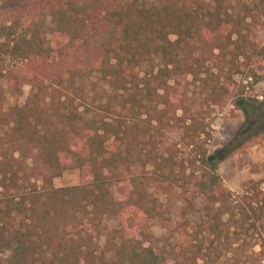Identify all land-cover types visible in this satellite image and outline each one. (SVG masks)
I'll use <instances>...</instances> for the list:
<instances>
[{
	"label": "trees",
	"instance_id": "1",
	"mask_svg": "<svg viewBox=\"0 0 264 264\" xmlns=\"http://www.w3.org/2000/svg\"><path fill=\"white\" fill-rule=\"evenodd\" d=\"M232 1L0 0L11 8L0 23V62L39 65L29 78L13 75L29 92L0 114V264H158L134 232L162 216L154 191L175 188L184 195L181 215L200 214L181 234L175 264H217L231 245L223 216L235 209L264 232V178L234 194L217 174V154L200 147L178 160L155 137L166 120L180 121L176 110L188 111L170 80L188 75L203 91L226 94L236 88L241 105L244 88L263 79L264 48L251 28L264 18V0ZM71 53L82 57L70 67ZM153 59L156 71L140 76ZM55 60L65 70L54 75ZM237 73L251 82H236ZM205 126L200 114L182 120L184 146H198ZM69 169L78 184L54 187ZM123 182L120 200L112 186ZM106 218L120 226L99 247Z\"/></svg>",
	"mask_w": 264,
	"mask_h": 264
},
{
	"label": "rangeland",
	"instance_id": "2",
	"mask_svg": "<svg viewBox=\"0 0 264 264\" xmlns=\"http://www.w3.org/2000/svg\"><path fill=\"white\" fill-rule=\"evenodd\" d=\"M232 4L236 6V0H233ZM10 12L11 8L8 11L0 8V23L9 19ZM50 26L49 18H46L44 30ZM251 34L255 42L264 48V18L251 28ZM81 57L79 54L71 53L65 64L71 67L77 64L76 60H80ZM158 64V60L153 59L140 65L137 71L143 76L145 72H155ZM49 65L48 72L54 75L65 70V66L57 60ZM38 71L37 63L0 62V114L11 106H22L29 92L26 83L18 82L14 85L13 75L29 78ZM4 72H7V77H3ZM233 79L242 84L251 82L244 79L241 73L234 74ZM211 82L215 84L214 79ZM169 83L176 90L175 98L177 97L188 111L178 109L175 111V117L180 118V121L170 119L160 124V132L155 135L159 151L175 152L178 160L183 161L190 159L200 147L205 149L207 154H217V174L221 183L234 194L241 193L250 183L264 178V77L259 82L244 88V102L241 105L234 102L236 88L232 89L231 94H226L218 87L203 91L198 86V82H194L188 75L178 76ZM172 94L174 95L170 93ZM197 114L202 116L208 136L201 135L197 141L198 146L186 147L181 139L179 126L182 120L188 122L189 117ZM144 118V115L140 116V120ZM5 128L4 124H0V135ZM139 170V167L132 168L134 173L140 172ZM78 182V171L69 169L54 178L52 185L65 187L77 185ZM119 185L112 186V192L117 199L123 200L127 196L128 187L126 182ZM154 195L158 198L162 216L145 224L140 222L141 224L135 228L137 230L134 235L144 245L153 248L158 256V264H175L174 260L182 244L181 234L184 231L191 232L200 214L188 212L185 216L181 215L180 211L185 201L183 193L178 188L166 194L154 191ZM186 196L199 202L191 190ZM223 220L228 228L231 245L224 250L217 264H264V253H261L260 246V242L264 241V232L260 228L254 229L250 226L251 219L245 210L230 211L223 216ZM102 225L103 234L95 239L99 247L108 242L113 230L118 229L120 223L118 220L106 218Z\"/></svg>",
	"mask_w": 264,
	"mask_h": 264
}]
</instances>
